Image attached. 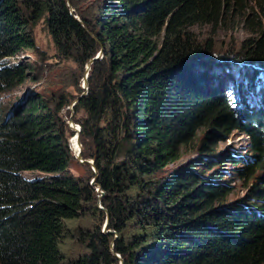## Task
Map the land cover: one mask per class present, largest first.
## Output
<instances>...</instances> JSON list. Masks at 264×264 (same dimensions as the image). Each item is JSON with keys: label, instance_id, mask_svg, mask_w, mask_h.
Returning <instances> with one entry per match:
<instances>
[{"label": "trees", "instance_id": "16d2710c", "mask_svg": "<svg viewBox=\"0 0 264 264\" xmlns=\"http://www.w3.org/2000/svg\"><path fill=\"white\" fill-rule=\"evenodd\" d=\"M66 1L23 0L32 8L27 15L16 0H0V97L28 77L10 59L34 46L29 16L46 18L59 52L82 66L103 49L76 102L84 111L81 153L95 172L83 179L68 171L72 154L58 116L66 98L55 108L40 94L12 110L0 107V264H264V100L250 106L255 82L238 83L233 105L231 86L212 72L213 44L191 40L195 27L221 29L243 14L255 36L244 41L246 54L234 56L245 67L258 64L246 69L258 77L264 19L250 17L256 0H97L83 20ZM204 127L207 138L246 134V164L239 167L238 155L214 156L203 140L193 165L159 176ZM228 163L254 180L249 203L229 202L227 173L215 170ZM97 187L113 231H103V217L92 228L68 227L66 220L83 214H106ZM75 236L87 251L67 258L63 241Z\"/></svg>", "mask_w": 264, "mask_h": 264}, {"label": "rangeland", "instance_id": "374dc122", "mask_svg": "<svg viewBox=\"0 0 264 264\" xmlns=\"http://www.w3.org/2000/svg\"><path fill=\"white\" fill-rule=\"evenodd\" d=\"M16 1L24 13L27 15L32 13V8L28 7L23 0ZM66 2L71 14L77 20H83V18H88L91 15L93 6L97 0H67ZM249 4L250 6L255 7L256 11L251 14V19H254L255 21H258L261 18L264 19V0H256L255 2H249ZM242 18L243 14L239 12L234 13L228 18L227 23L221 29L207 25L197 26L191 34V40L200 44L206 42H211V44H213V54H215L216 57L209 58L213 63L212 72L214 71L217 76L221 77L226 86H231V89L227 87L226 94L228 93L231 96L233 105L238 100L235 89L242 88L240 85L236 88L238 83H245L249 86L251 83L255 82L256 92L252 93L253 96L250 98L252 103L249 101V105L257 108L259 107V104L261 105V100H264V71L263 73H260L261 75L252 79L246 72V69L249 67L242 65L243 62L237 61L240 59H235L234 56L236 54L239 55V53L241 56L242 54H246L242 53V45L246 39L255 36L249 32L248 27L244 23H241ZM29 20L26 31L32 36L34 46L22 48L18 55L10 59L12 63L23 64L28 71V77L25 82L17 88L0 97V107L9 105L12 110L17 107L15 104L18 102H21L19 105H25L35 93L42 95L52 108H55L59 104L62 97L66 98L68 102L58 116L66 125V136L72 154L68 171L77 177L87 179L91 177V172H95V170H93L94 164L83 162L81 157L77 156L74 152V150H78L77 137H75L77 131L72 127L75 126L76 128H79L78 119L84 114V111H77L74 102L80 95L85 92L87 93L89 81L87 85H85V80L86 78L89 80L91 68L88 69L87 64L82 66L71 58H65L62 53L59 52L46 18H41L34 22L35 18H30L29 16ZM99 52L100 50L98 53ZM231 52L233 55H228ZM197 61L198 59H196L195 62ZM245 64L250 66V71L258 70V64L256 63L246 61ZM235 83H237V85H235ZM232 89L233 92L230 91ZM258 89L261 90V93L256 97ZM237 107L239 110H243L239 105ZM251 108H249V110ZM209 133V127L202 128L198 132L195 144L190 148L182 146L180 158L160 170L159 176H168L172 172L182 169L186 165H193L195 159L200 156L198 146L203 140H206L210 147L214 148V151L212 152L214 156L227 157L230 155H238L239 158L244 159V161L242 160L239 164V167H243L244 164H246V158L250 156V144L246 134L242 131L235 130L226 137H216L215 134L212 137L207 138ZM82 158L84 157L82 156ZM85 159L92 160L91 158ZM236 169L237 167L235 168L231 163L217 166L215 168L218 172L227 173L225 180L228 181L231 186V193L228 196L229 202L246 204L250 202V189L254 180L240 177L238 170ZM197 170L200 169L198 168ZM25 173L28 177L42 175V173L38 171H27ZM93 179L94 177L91 178V183L93 182ZM97 192H99L97 205L99 208L104 209L107 214L106 209L102 205V197H100L101 192L98 191V187ZM95 214L96 216L91 215L90 213L83 214L80 217L66 220L65 222L67 226L72 229L92 228L96 223L102 222L103 217L102 229H104L107 220V216H105L106 214L104 215V212L102 213L100 211H97ZM62 250L67 258L72 259H75L80 254L87 251L76 236L64 239Z\"/></svg>", "mask_w": 264, "mask_h": 264}, {"label": "water", "instance_id": "95a60500", "mask_svg": "<svg viewBox=\"0 0 264 264\" xmlns=\"http://www.w3.org/2000/svg\"><path fill=\"white\" fill-rule=\"evenodd\" d=\"M102 57H103V49H101L100 52L97 53L95 57H93L92 59H90V60L88 61V63H87V68H88V69L91 68L92 63H93L96 59H99V58H102ZM87 83H88V80H87V78H86V80H85V85H87ZM85 94H87V93L85 92V93H83L82 95H80L79 98L74 102V104H76V102H77V101H78L83 95H85ZM35 95H36V93H35ZM35 95H34V96H35ZM20 103H21V102L16 103L15 106H18ZM75 131H77L75 135L77 136V140H78V142H79V144H80V147H79V149H78V152H77L76 150H74V152L77 154V156H80V157H81V159H82L83 162H88V163H93V164H94V160H93V159H92V160H89V159L82 158V153H81V152H82V143H81V126H80L79 128H76ZM94 170H95V167H94ZM96 177H97V176L94 177L92 183H95V182H96ZM98 191L101 192V196H100V197H102V196L104 195V191H103L100 187H98ZM106 211H107V210H106ZM108 223H109V213H108V211H107V220H106L105 228L103 229V231H109V232H112L111 230L108 229ZM112 247L114 248V241L112 242ZM118 257H120V256L118 255ZM120 264H124L123 259H120Z\"/></svg>", "mask_w": 264, "mask_h": 264}, {"label": "bare ground", "instance_id": "6f19581e", "mask_svg": "<svg viewBox=\"0 0 264 264\" xmlns=\"http://www.w3.org/2000/svg\"><path fill=\"white\" fill-rule=\"evenodd\" d=\"M73 125V124H72ZM74 130L76 129V127L75 126H73L72 127ZM75 137H77L76 135H75ZM77 146H78V149H79V147H80V144H79V142H78V140H77ZM77 152H78V150H76Z\"/></svg>", "mask_w": 264, "mask_h": 264}, {"label": "built area", "instance_id": "2783aa9c", "mask_svg": "<svg viewBox=\"0 0 264 264\" xmlns=\"http://www.w3.org/2000/svg\"><path fill=\"white\" fill-rule=\"evenodd\" d=\"M78 127H80V125L78 124Z\"/></svg>", "mask_w": 264, "mask_h": 264}]
</instances>
